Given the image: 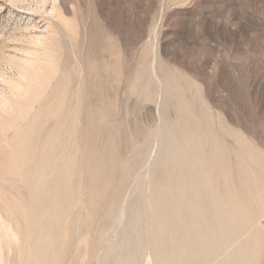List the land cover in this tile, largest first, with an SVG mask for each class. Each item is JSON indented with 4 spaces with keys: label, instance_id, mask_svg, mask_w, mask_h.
Returning <instances> with one entry per match:
<instances>
[{
    "label": "rangeland",
    "instance_id": "rangeland-1",
    "mask_svg": "<svg viewBox=\"0 0 264 264\" xmlns=\"http://www.w3.org/2000/svg\"><path fill=\"white\" fill-rule=\"evenodd\" d=\"M0 264H264V0H0Z\"/></svg>",
    "mask_w": 264,
    "mask_h": 264
},
{
    "label": "bare ground",
    "instance_id": "bare-ground-1",
    "mask_svg": "<svg viewBox=\"0 0 264 264\" xmlns=\"http://www.w3.org/2000/svg\"><path fill=\"white\" fill-rule=\"evenodd\" d=\"M193 170V169H192ZM190 170V172L192 171ZM204 184V183H203ZM205 191V190H204ZM203 201H209L211 202H217L219 204V206L221 205V202L222 200L224 199V197H228L229 200H232L233 199V196L232 194L230 193V191H227L225 193H221V192H218V191H214L212 194H206L204 193L203 194ZM204 203V202H203ZM218 214H224V212L222 211L221 207L217 208L216 211H214ZM215 218V217H214ZM207 256V255H206Z\"/></svg>",
    "mask_w": 264,
    "mask_h": 264
}]
</instances>
